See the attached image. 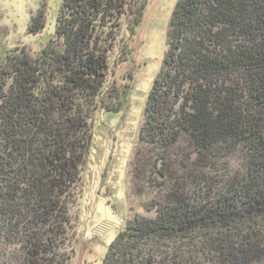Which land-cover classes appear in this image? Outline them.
Instances as JSON below:
<instances>
[{
	"label": "trees",
	"instance_id": "obj_1",
	"mask_svg": "<svg viewBox=\"0 0 264 264\" xmlns=\"http://www.w3.org/2000/svg\"><path fill=\"white\" fill-rule=\"evenodd\" d=\"M147 5L64 0L54 37L0 65V241L21 243L25 264H56L91 119L123 105L126 87H106L111 55L129 60ZM130 176L136 195L171 191L102 264H264V0L177 1Z\"/></svg>",
	"mask_w": 264,
	"mask_h": 264
},
{
	"label": "rangeland",
	"instance_id": "obj_2",
	"mask_svg": "<svg viewBox=\"0 0 264 264\" xmlns=\"http://www.w3.org/2000/svg\"><path fill=\"white\" fill-rule=\"evenodd\" d=\"M63 1L0 0V65L6 63L11 51L25 46L38 50L54 37ZM177 1L148 0L129 60L117 61V51L111 55L106 87H126L123 105L111 111L100 107L91 119L92 143L81 180L73 190L72 220L61 247L49 253L56 264H102L109 245L135 214L155 215L146 210L145 203L153 198L163 201L171 191L170 186L156 187L134 194L130 169L146 101L167 51L169 24ZM40 13L43 27L34 33L33 18ZM229 162L230 166L240 164L239 158ZM182 180L176 183L178 188ZM0 249L1 264H25L21 243L11 244L2 236Z\"/></svg>",
	"mask_w": 264,
	"mask_h": 264
}]
</instances>
